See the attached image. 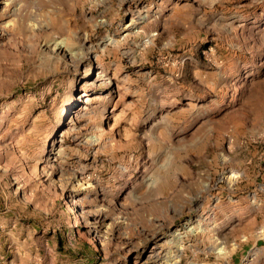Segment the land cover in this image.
<instances>
[{
    "label": "rangeland",
    "instance_id": "rangeland-1",
    "mask_svg": "<svg viewBox=\"0 0 264 264\" xmlns=\"http://www.w3.org/2000/svg\"><path fill=\"white\" fill-rule=\"evenodd\" d=\"M264 0H0V264H264Z\"/></svg>",
    "mask_w": 264,
    "mask_h": 264
},
{
    "label": "built area",
    "instance_id": "built-area-1",
    "mask_svg": "<svg viewBox=\"0 0 264 264\" xmlns=\"http://www.w3.org/2000/svg\"><path fill=\"white\" fill-rule=\"evenodd\" d=\"M264 139V138H263Z\"/></svg>",
    "mask_w": 264,
    "mask_h": 264
}]
</instances>
